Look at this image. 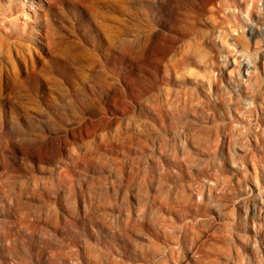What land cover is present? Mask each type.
Wrapping results in <instances>:
<instances>
[{
	"label": "rangeland",
	"instance_id": "rangeland-1",
	"mask_svg": "<svg viewBox=\"0 0 264 264\" xmlns=\"http://www.w3.org/2000/svg\"><path fill=\"white\" fill-rule=\"evenodd\" d=\"M0 264H264V0H0Z\"/></svg>",
	"mask_w": 264,
	"mask_h": 264
},
{
	"label": "bare ground",
	"instance_id": "bare-ground-1",
	"mask_svg": "<svg viewBox=\"0 0 264 264\" xmlns=\"http://www.w3.org/2000/svg\"><path fill=\"white\" fill-rule=\"evenodd\" d=\"M234 61H235V59L233 60V63H232V64H234V63H235Z\"/></svg>",
	"mask_w": 264,
	"mask_h": 264
}]
</instances>
